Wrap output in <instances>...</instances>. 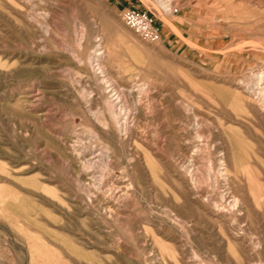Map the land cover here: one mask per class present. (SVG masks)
<instances>
[{
    "label": "rangeland",
    "instance_id": "1",
    "mask_svg": "<svg viewBox=\"0 0 264 264\" xmlns=\"http://www.w3.org/2000/svg\"><path fill=\"white\" fill-rule=\"evenodd\" d=\"M0 264H264V0H0Z\"/></svg>",
    "mask_w": 264,
    "mask_h": 264
},
{
    "label": "built area",
    "instance_id": "2",
    "mask_svg": "<svg viewBox=\"0 0 264 264\" xmlns=\"http://www.w3.org/2000/svg\"><path fill=\"white\" fill-rule=\"evenodd\" d=\"M173 11H176V8H173ZM122 20L142 39L150 42L159 41V30L155 27L153 19L148 12L135 8H128L122 12Z\"/></svg>",
    "mask_w": 264,
    "mask_h": 264
},
{
    "label": "bare ground",
    "instance_id": "3",
    "mask_svg": "<svg viewBox=\"0 0 264 264\" xmlns=\"http://www.w3.org/2000/svg\"><path fill=\"white\" fill-rule=\"evenodd\" d=\"M99 54V53H98ZM102 71V70H101ZM78 140V139H77ZM224 170L226 171V169L224 168ZM223 174H226L225 172H223Z\"/></svg>",
    "mask_w": 264,
    "mask_h": 264
}]
</instances>
